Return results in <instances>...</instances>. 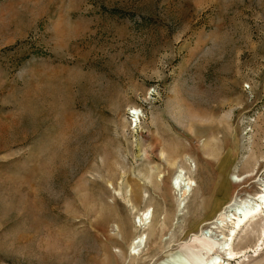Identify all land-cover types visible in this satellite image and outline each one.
I'll list each match as a JSON object with an SVG mask.
<instances>
[{"label": "rangeland", "instance_id": "obj_1", "mask_svg": "<svg viewBox=\"0 0 264 264\" xmlns=\"http://www.w3.org/2000/svg\"><path fill=\"white\" fill-rule=\"evenodd\" d=\"M263 183L264 0H0V264H264Z\"/></svg>", "mask_w": 264, "mask_h": 264}, {"label": "bare ground", "instance_id": "obj_2", "mask_svg": "<svg viewBox=\"0 0 264 264\" xmlns=\"http://www.w3.org/2000/svg\"><path fill=\"white\" fill-rule=\"evenodd\" d=\"M135 114H138L137 109H133ZM140 112V111H139ZM254 172L248 174L247 176L253 175ZM235 181H239L234 178ZM176 187H180V177L176 176L174 180ZM195 183L190 179H186L184 187L181 189V195L185 198L190 195L191 186ZM260 191L255 195V199L243 198L235 200L233 202H228L216 211V213L208 220L204 221L202 226L209 224L216 229L226 230V234L222 233L221 241H217L216 249L226 255L227 259H233L238 257L240 253L244 251L235 252L232 248V242L240 234L247 230L248 225L255 221L257 218H261L264 221V183ZM182 202V201H181ZM179 203L181 206L182 203ZM221 216H224V220H221ZM150 218L149 211H143L137 218L138 225L141 222H146ZM223 232V231H221ZM260 232L264 234V227L260 229ZM221 235V234H220ZM262 236V235H261ZM143 242L142 236L135 237L131 242V250L136 253L135 249ZM222 258L218 253H212L206 259H204L200 264H221Z\"/></svg>", "mask_w": 264, "mask_h": 264}]
</instances>
